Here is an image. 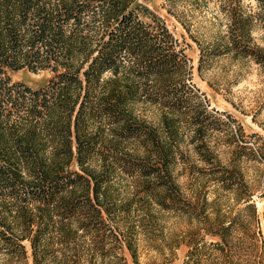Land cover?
<instances>
[{
  "label": "trees",
  "instance_id": "16d2710c",
  "mask_svg": "<svg viewBox=\"0 0 264 264\" xmlns=\"http://www.w3.org/2000/svg\"><path fill=\"white\" fill-rule=\"evenodd\" d=\"M163 2L181 22L188 5L207 10L211 2L224 20L219 44L202 47V64L220 53L264 66L251 42L264 22V0L253 10L242 0ZM24 69L52 77L38 89L12 83L8 74ZM189 69L165 20L137 0H0V264H26L23 242L32 264H82V257L86 264H128L124 251L138 264L134 239L146 232L152 207L194 216L202 228V240L185 241L183 264H264L252 193L233 163L212 165L217 155L197 139L212 116ZM147 111L156 123L142 116ZM182 122L209 165L202 185L213 184L218 196L197 200L192 211L172 175L182 157ZM231 146L233 160L247 149ZM117 177L131 182L125 198ZM222 194L239 206L235 213L228 205L221 210ZM133 206L141 210L136 224ZM262 219L264 227V212Z\"/></svg>",
  "mask_w": 264,
  "mask_h": 264
},
{
  "label": "rangeland",
  "instance_id": "374dc122",
  "mask_svg": "<svg viewBox=\"0 0 264 264\" xmlns=\"http://www.w3.org/2000/svg\"><path fill=\"white\" fill-rule=\"evenodd\" d=\"M137 2L164 19L184 49L190 67V83L205 97L207 111L212 116L203 122L207 130L202 129V136L197 139L201 138L202 147L217 155L219 163L211 162L212 165L228 167L233 163L239 171L252 193L251 202L256 207L264 238V66L251 59L236 60L219 52L205 58L202 64V47L208 49L219 44L220 36L225 33L224 20L220 15L214 16L212 2L208 4L207 10H202V4L195 9L188 5L189 11L182 22L166 12L163 0ZM242 4L246 9L252 10L256 5L255 0H242ZM251 37L252 45H256L264 53V22L256 23ZM8 75L12 83H22L32 89L45 86L52 77L48 71L33 73L26 69ZM142 116L156 123L155 112L147 111ZM191 129L181 123L178 142L182 157L177 158L172 168L174 181L187 211L195 209L196 204L199 206L203 197H207L208 201L218 198L213 184L202 185L205 180L202 170L208 169L209 165L195 154ZM231 145L247 147L238 160L232 159ZM116 182L120 198L128 196L131 182L123 177H117ZM231 197L222 194L219 203L221 210L228 211V205L230 211L235 213L239 206L234 205ZM197 200L199 203H196ZM140 213L141 210L133 206L129 220L136 224ZM196 216L201 215L197 213ZM119 222L118 225L122 227L124 218H120ZM146 227V232H137L134 239L138 264H183L189 249L185 241L189 236L196 240H202L203 236L202 228L197 226L194 216H176L174 211L158 212L154 207ZM204 239L213 240L208 236ZM177 242L179 244L175 246ZM80 244L85 245V240H81ZM23 245L28 256L26 264H32L29 243L23 242ZM55 252V256L60 258L58 249ZM123 255L128 264H132L129 253L124 251ZM85 259L86 257H82V264H86ZM51 262L48 258L47 264Z\"/></svg>",
  "mask_w": 264,
  "mask_h": 264
}]
</instances>
